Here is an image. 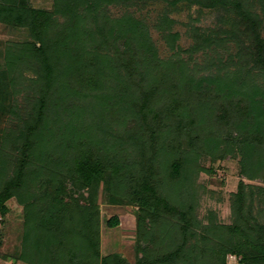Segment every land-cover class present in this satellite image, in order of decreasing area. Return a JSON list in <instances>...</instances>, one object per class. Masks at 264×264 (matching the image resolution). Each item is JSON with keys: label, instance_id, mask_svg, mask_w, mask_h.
<instances>
[{"label": "rangeland", "instance_id": "374dc122", "mask_svg": "<svg viewBox=\"0 0 264 264\" xmlns=\"http://www.w3.org/2000/svg\"><path fill=\"white\" fill-rule=\"evenodd\" d=\"M66 1L63 0V2ZM58 2L61 0H27L28 7L31 9L45 11L53 17L49 22L50 25L54 21L65 23L66 17L69 15L67 9H57ZM99 4H94L92 7L93 18L87 13V9L91 10L90 3L77 4L76 11L83 18L88 19L87 22H80L79 27L84 32L82 35H87L90 31L93 32L97 26L104 28L105 33L107 31L108 34H110L112 26L121 31L112 33L109 42H112L113 45H108L109 49L106 50H103V46L100 45L96 47L90 38L84 40L83 44L89 49L87 52H84L85 49L81 50L80 54L84 58L81 66H85L84 62L90 55H94L95 62L87 66L86 69L76 70V74L84 72L85 75L92 77L90 88H84L86 87L84 86V89L79 92L64 95L65 86L73 79L64 73L68 66L65 64L66 59L63 60L62 57L56 55L57 45L51 47L49 53H51L50 57L54 63L55 58L59 57V60L53 65L54 71L50 72V79L45 81L44 78L47 74L38 64L18 61V55L24 49V45L29 44L33 39L31 31L28 26H15L9 21L7 22L8 13H12L13 4H8L6 0H0L1 177L13 178L19 164L29 158L27 155H31L33 158L29 162L27 161L25 169L29 171L37 168L30 178L26 177V188L19 199L16 196L7 203V214L4 216L0 213V262H5L3 264H28L23 261L16 263L10 261L13 256L31 252L32 245H35L37 241L34 236L35 221H31L33 218L30 215L35 210L30 208L28 212L27 206H36L40 210L42 208L46 217L53 213L59 214L57 218L65 220L66 227H63L62 230L67 228L71 233L77 231L73 233V241L80 247V241L75 236L79 234L82 236L84 221L81 214L73 212L74 202L69 199H85L88 202L85 203V208L91 210L90 223L94 224L92 227L98 228L99 231L97 241L99 257L92 258V260H95L97 264H103L101 260L105 257L119 253L130 264L137 263L139 256L138 208L130 203V200L118 194L122 191L121 188L111 187L110 172H106L104 177L88 188L83 187L74 179L69 180L67 182L69 195L66 197L69 198L68 203L70 204L66 205L65 203L64 205L61 200L64 197L59 195L51 184L52 182L58 183V180L63 176H69L68 165L63 164V167H60L62 169L59 170L54 167L53 169H56L52 170L55 174L54 177L49 174L50 165L45 169L46 173L43 169L40 171L54 152V156L62 154L61 157L64 159V156L70 151L68 145L65 147L67 139H69L67 141L69 143L84 140L93 143V145L96 144L98 145L94 148L96 153H98L97 151L105 152L107 148L104 147V144L113 143L115 140L117 143L122 142L126 146L129 145L131 140H128L125 134L132 133V131L130 132L131 128L141 122L134 120L129 112L125 116L120 111L129 104L125 100H137L136 94H139V91L135 83L142 81L139 77H141L140 73L144 71L140 68L139 74L127 75L126 68L123 66L122 69H103L100 56H107L109 60L123 57L122 54H117L116 46L118 45V51L123 53L125 40H130L137 49L141 48L142 50H144L143 42L147 43L157 54L156 60L164 67L163 69L174 67L180 63V69H186L187 72L195 74L197 77L211 75L213 81L222 79L220 83L223 87L236 86L237 89L234 92H242L244 99L247 96L251 97L252 103L248 114L227 123L229 128L222 139L224 144L218 147L212 141L207 142V145L211 147V152L213 150L214 153L212 152V157L202 154L197 158L199 169L190 180L192 190L183 184L175 186L173 191L169 190L170 188L164 191L166 198L173 205H177L178 209L184 208L185 203L188 204L192 200L195 203V221L189 227L188 239L183 252L184 257L178 264H193V258L199 252L200 258L195 264H215L212 251L218 247L221 240H224L229 228L234 224L232 205L235 199L234 195L239 191L240 183L243 181L248 187L254 188L255 192L258 188H264V180L258 177L251 178L252 170L264 163L262 158L264 145L261 144L262 149H258L256 143L252 142V138L257 134L264 133V96L256 97L255 99L258 103L260 102V105H255L253 104V95H250L251 89L264 90V71L262 68L256 70L250 62L245 61L246 58L242 55L240 41L245 45H250L248 37L241 33L245 31V26L237 23L235 13L220 8H204L195 3V0H102ZM255 6L257 7L255 11L263 14L259 6ZM252 7L254 8V6ZM76 22L77 20L72 19L71 24ZM132 26H134L135 32L147 31L148 37L142 38V34L126 37L127 39L120 37L121 32L126 29L128 31V28ZM195 28L209 32L218 31L221 33L220 38L223 41L193 51L192 48L201 42L194 33ZM52 29L50 27L49 31ZM239 31L241 32L239 33ZM262 37L264 38V28H262ZM96 39L101 41L95 34L94 40ZM136 39L142 47L139 46V43H135ZM114 43L116 44L114 45ZM92 44L94 47H91ZM96 50L98 53H95ZM130 50V48L129 51L125 48L124 53L135 55L134 51ZM12 59L13 62H11ZM116 62L113 61L112 64L115 65ZM177 67L174 69H178ZM117 73L119 75L115 76ZM241 74L244 82L242 85L238 83L239 86L237 83L234 85L233 81L241 77ZM133 79L136 81L135 83H133ZM148 86L150 85L148 84ZM108 100L111 101V104H106ZM159 101L162 103L164 100L161 98ZM42 108L41 130L39 136L35 137L40 139L39 143L34 146L35 148L26 150L23 148L24 140L20 137L21 130L25 127V122L31 123L32 119H36L37 116L40 118ZM112 109L114 110L111 111ZM246 115L250 118H246ZM216 129L213 120L208 121L202 127V130L207 132L216 131ZM132 139L136 150H140L141 145L138 138L133 137ZM205 140L207 141V139ZM99 147L100 150H98ZM40 154H44V157ZM190 157L194 158L195 154H191ZM132 163L134 162L126 163L125 166ZM212 168V173L208 172ZM245 173L249 176H245ZM33 186L35 189L37 188V192L29 190ZM187 193L190 196L185 195ZM40 197H44V199L41 200ZM259 199H262L261 202L258 201ZM252 204L254 205L252 210L254 218L260 226H264V195L253 200ZM68 206L71 207V211L64 212ZM114 216L119 218L120 225L111 229L107 222ZM177 216L176 212L174 219L170 218L172 223L169 228L163 232L160 224L157 227L161 236L160 243L165 241V246L169 245L168 248L158 252L161 256L163 253L172 252L174 247L181 245L186 238L180 236L177 238L179 242L174 244L176 235L171 232L172 226L176 224L180 227L183 226V221L180 222ZM38 217L39 215L36 214L35 219ZM229 254L231 255V253ZM3 256H8L9 259L3 260ZM227 257V263H229L231 259L229 256ZM230 263L234 264L233 261Z\"/></svg>", "mask_w": 264, "mask_h": 264}, {"label": "trees", "instance_id": "16d2710c", "mask_svg": "<svg viewBox=\"0 0 264 264\" xmlns=\"http://www.w3.org/2000/svg\"><path fill=\"white\" fill-rule=\"evenodd\" d=\"M6 1L8 4H13L12 13H8L6 21L15 26H28L33 38L29 44L24 45V49L18 55V61L38 64L46 72L47 75L44 79L47 81V79H50V72L54 71L53 65L59 60V57H62L63 60L66 59L65 64L68 66L64 73L73 79L65 86L64 95L90 88L92 77L85 75L84 72L79 75L76 74V70L86 69L87 66L95 62L94 55L89 54L90 56L84 62L85 66H81V62L84 60L80 54L81 50L85 49L84 52H87V49H89L83 44L84 40L90 38V41L96 47L100 45L103 46V50H106L109 49L108 45H113L112 42H109L112 33L121 30L112 26L110 34H108L107 31L105 33L104 28L97 26L93 32L90 31L87 35H82L84 32L79 27L80 22H87L88 19L83 18L76 11V8L77 4L90 3L91 10L87 9V13L88 16L92 17V7H94V4L100 5L99 2L102 0H67L66 2L61 0L56 6L57 9H67L69 15H67L65 23L61 24L59 21L53 22L52 20V25L49 22L53 17L45 11L31 9L28 7L27 0ZM195 3L204 8H220L235 13L237 23L245 26V31H239V33L245 34L250 40V45H245L239 40V44H242L240 46L242 55L245 56V61L250 62L256 70L262 68L264 71V38L262 37L264 0H195ZM254 3L259 6L263 14L255 11L257 7ZM72 19L77 20V22L71 24ZM50 27L53 29L49 31ZM221 32L223 33V30ZM194 33L201 42L192 48L193 51L223 41L220 38L221 33H218V31L209 32L195 28ZM95 34L101 41L94 40ZM141 34L142 38L148 37L147 31L143 30L138 33V31H134V26H132L128 28V31L126 29L121 32L120 37L125 39ZM135 43H139V46H141L138 39L135 40ZM118 44L120 45V42ZM54 45H57L56 55L59 56H57L58 59L55 58V63L50 57L51 53H49L50 48ZM143 45L144 47H142ZM117 46V54H122L123 57L109 60L107 56L99 55L102 59L103 69H122L124 67L127 75H131V73L139 74L141 69L144 71L140 73L141 77L139 78L142 80L140 83H135L136 81L133 79V83L137 84L139 91V94H136L137 100L130 101L127 99L125 102H129V104L123 109L120 108L122 110L120 112L124 113L123 115L127 116L129 112L134 120L141 122V124H136L135 127L131 128L130 132L132 131V133L125 134V137L131 140L129 142L130 146H126L122 142L117 143V140H115L113 143L107 142L104 144V147L107 148L105 152L97 151L98 153H96L94 150L98 146L96 144L93 145V143L84 140L69 143L67 142L69 139H67L65 147L68 145L70 151L64 156V159L61 157L62 154L54 156V152L40 171L45 170L50 165L51 171L49 174L54 177L55 174L52 172V170H56L53 169L54 167L59 170L62 169L60 167H63V164L68 165L67 170L69 171L67 173H69V176H63L62 179L58 180V183L52 182L51 184L58 191V194L64 197L61 199L64 205L65 203L66 205L70 204L68 203L69 198L66 197L69 195L67 190L69 180L74 179L83 187L88 188L104 177L106 172H110L111 187L121 188L122 191L118 194L130 200L131 202H129L138 208L139 256L136 264H178L180 259L184 257L183 252L188 239L189 227L195 221V203L194 200L188 204L184 202L186 206L178 209L177 205H173L166 198L164 191L167 188L173 191L175 186L183 184H186L192 190L190 180L199 169L197 158L202 154L212 157V152L214 153L213 150L211 152V147L207 145V142L212 141L218 147L224 144L222 139L227 128H229L227 123L239 116L248 114L252 103L251 97L247 96L244 99L242 92H239L241 94L234 92L237 89L236 86L223 87L220 83L222 79L220 80L217 77L219 81H213L211 75L197 77L195 74L187 72L186 69H184V72L183 69H180V63L176 65L178 69H174L176 66L163 69L164 67L156 60L157 54L147 43L143 42L141 47L144 50H142L141 48L137 49L130 40H125L123 53L119 52L120 50L118 51ZM91 47H94L93 44ZM125 48L128 51L129 48L130 51L133 50L135 55L128 52L124 53ZM97 50L95 53H98ZM91 51L93 52V50ZM113 61H117L115 65L112 64ZM11 62H13V59ZM117 75L119 73L115 74V76ZM242 78L241 74V77L235 79L233 84L237 83V86H239L238 83H240L242 85L244 82ZM144 84L146 85L145 88ZM250 95H253V104L260 105V102L258 103L255 98L263 97L264 90L251 89ZM160 97L164 100L162 103L159 101V99L161 100ZM110 102L108 100L106 104H111ZM42 112L43 108L40 111V118L37 116L36 119H32L33 122H25V127L21 130L20 137L24 140L23 148L26 150L35 148L34 146L39 143L38 140L40 139L35 137L40 134ZM245 117L248 118L249 116L246 115ZM210 120H213L216 124V131H203L202 127ZM257 135L252 138V142L256 143L258 149H262L264 133ZM42 137L44 138V136ZM133 137L138 138L140 141V150H136ZM98 150H100V147ZM191 154H195V157H190ZM40 155L44 157V154ZM27 156L29 158L19 164L17 173L11 179L1 177L2 168L0 166V213L4 216L8 212L7 203L16 196L19 199L26 188V177L30 178L31 174H34L37 170V168L29 171L25 169L27 161L29 162L33 158L31 155ZM262 156L264 160V154ZM50 161L52 162L49 163ZM131 161L134 163L126 167V163ZM212 171L213 168L208 172L212 173ZM252 175L251 178L258 177L264 180V163L253 169ZM245 176L249 175L245 173ZM29 190L37 192V188L35 189L34 186ZM185 195L190 196L188 193ZM263 195L264 188H258L255 192L254 188L248 187L243 181L240 183L239 191L234 195L235 199L232 205L234 224L229 228L223 240L224 242L221 240L218 247L212 251L215 264H227L226 257L229 253L237 256L242 264H264V226L258 224L254 218L255 215L252 213L253 200L261 198ZM40 199L43 200L44 197H40ZM69 200L74 202L73 212L81 214L84 221L82 223L84 228L82 236L80 234L75 236L80 241V247L73 241V233L77 231L71 233L67 228L62 230L63 227H66L65 220L57 218L59 214L53 213L46 217L42 208L40 210L36 206H27L26 210L28 212L30 208L35 210L30 215L33 218L31 221H35L34 236L37 241L35 245H32L31 252H23L20 256H13L10 261L14 263L23 261L28 264H97L92 258L99 257L97 249L99 231L98 228L92 227L94 224L90 223L91 210L85 208V203L88 202L85 199ZM261 200L258 201L261 202ZM69 210L71 211V207L68 206L64 212ZM176 212L180 222L183 221V226L180 227L178 224L172 226L171 232L176 235L174 244L177 241L179 242L177 238L180 236L186 238L181 245L175 246L172 252L163 253L161 256L158 252L168 248L169 245L165 246V241L160 243L161 236L157 227L160 224L162 232L169 228L172 223L170 218L174 219ZM36 214L39 215L37 219H35ZM107 224L109 228L115 229L120 225L119 218L114 216L108 220ZM199 258L200 252L193 258V264ZM2 259L7 261L9 258L3 256ZM101 262L103 264H130L119 253L105 257ZM1 263L5 262L1 261Z\"/></svg>", "mask_w": 264, "mask_h": 264}, {"label": "built area", "instance_id": "2783aa9c", "mask_svg": "<svg viewBox=\"0 0 264 264\" xmlns=\"http://www.w3.org/2000/svg\"><path fill=\"white\" fill-rule=\"evenodd\" d=\"M228 256H229V259H231L230 262L233 261L234 264H242L241 261H240V259L237 256L232 255V254L231 255H228ZM230 262L227 263V264H231ZM0 264H2V263L0 262Z\"/></svg>", "mask_w": 264, "mask_h": 264}]
</instances>
